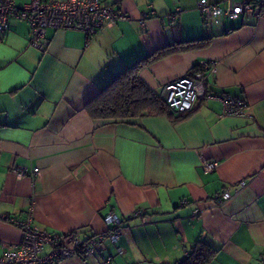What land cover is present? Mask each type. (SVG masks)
Listing matches in <instances>:
<instances>
[{
  "label": "crops",
  "instance_id": "1",
  "mask_svg": "<svg viewBox=\"0 0 264 264\" xmlns=\"http://www.w3.org/2000/svg\"><path fill=\"white\" fill-rule=\"evenodd\" d=\"M197 1L100 0L126 18L90 38L48 27L43 48L26 21L9 19L0 31V256L20 235L6 217L31 213L43 231L98 240L93 254L54 264H178L196 249L213 250L205 264H264V16L214 20ZM166 49L139 69L150 89L162 96L166 82L208 62L205 93L215 97L198 98L181 120L88 114L113 76ZM221 95L244 100L249 115L225 114ZM204 159L216 168L204 171ZM225 190L232 195L219 200Z\"/></svg>",
  "mask_w": 264,
  "mask_h": 264
},
{
  "label": "built area",
  "instance_id": "2",
  "mask_svg": "<svg viewBox=\"0 0 264 264\" xmlns=\"http://www.w3.org/2000/svg\"><path fill=\"white\" fill-rule=\"evenodd\" d=\"M197 7L204 16L214 20L221 15L235 18L241 13L255 17L264 16V0H227L224 5L208 0H198ZM147 16L148 14H143L139 20L142 27L146 26L145 17ZM11 18L26 21L30 26L31 44L43 48L48 27L80 29L87 38H90L103 25L114 24L126 16L111 6L102 5L100 0H27L22 5H18L16 0H0V31L8 28V21ZM213 70V63L201 62L190 74L166 82L161 96L165 105L171 111L181 113L190 111L194 102L200 97H215L206 95L204 87L205 72ZM217 97L223 103L225 114L249 115L244 100L229 95ZM201 166L204 171L211 172L216 168L217 162L204 159L201 161ZM14 171L17 175L27 173L24 168H16ZM37 174L38 169L34 168L30 177L34 178ZM242 186L244 181H240L234 191ZM231 195L230 191L225 190L221 193L219 200H226ZM194 212L197 213V209ZM143 213L142 210L135 212L136 215H143ZM31 216V213H28L24 218L6 217L10 223L19 228L20 235L16 243L5 248L0 256V264H54L55 261L72 254L89 256L96 251L98 246L96 237L83 238L79 234L72 233L71 238L65 240L62 234L41 230L32 223ZM105 221L114 225L108 232V236L113 243H117L122 232L119 218L110 212L105 216ZM68 244H72L73 247H68ZM117 250L121 252L119 246Z\"/></svg>",
  "mask_w": 264,
  "mask_h": 264
},
{
  "label": "trees",
  "instance_id": "3",
  "mask_svg": "<svg viewBox=\"0 0 264 264\" xmlns=\"http://www.w3.org/2000/svg\"><path fill=\"white\" fill-rule=\"evenodd\" d=\"M206 41L187 44L186 47L204 46ZM173 49V48H171ZM171 52L166 49L154 52L141 62L126 67L113 76L108 84L86 104V111L92 118L111 119L140 117L146 115H167L174 120H181L188 116L192 110L175 114L163 102L162 97L150 89L139 77L141 66L151 63L162 55ZM65 240L72 234H62ZM213 250H193L178 264H205Z\"/></svg>",
  "mask_w": 264,
  "mask_h": 264
}]
</instances>
